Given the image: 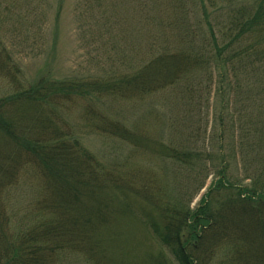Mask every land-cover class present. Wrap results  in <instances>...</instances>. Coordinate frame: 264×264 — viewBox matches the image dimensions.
<instances>
[{
    "label": "trees",
    "instance_id": "obj_1",
    "mask_svg": "<svg viewBox=\"0 0 264 264\" xmlns=\"http://www.w3.org/2000/svg\"><path fill=\"white\" fill-rule=\"evenodd\" d=\"M138 11L136 31H148L139 63L123 59L102 74L23 79L0 43V75L12 87L0 97V264H59L72 252L116 264L113 253L141 225L163 251L129 264H264V0H141ZM117 16H103L101 33L113 53L126 35ZM213 84L219 106L202 141ZM170 88L199 109L172 118L168 139L100 110ZM73 105L95 131L169 162V183L101 161L70 131L63 112ZM28 170L40 190L31 216L13 226L8 196Z\"/></svg>",
    "mask_w": 264,
    "mask_h": 264
},
{
    "label": "rangeland",
    "instance_id": "obj_2",
    "mask_svg": "<svg viewBox=\"0 0 264 264\" xmlns=\"http://www.w3.org/2000/svg\"><path fill=\"white\" fill-rule=\"evenodd\" d=\"M89 2H93L94 5L88 4ZM89 2L87 0H0V43L20 66V77L32 79L42 72H51L57 76L84 77L120 67L123 59V65L132 61L139 63L142 50L148 41V31L144 29L136 31L135 19L140 16L138 9L141 0H101L100 3L89 0ZM82 11L86 14V18ZM116 13H118L117 22L123 24L126 35L118 39V50L113 53L107 44V36L102 38L101 33L105 28L103 16H115ZM92 14L97 16V22L91 19ZM110 54L115 56L108 60ZM215 87L216 84H213L212 90L210 88L203 94L200 109L205 116L209 112V122L207 126L204 124L202 127V141L212 133L214 112L219 106ZM11 89L8 78L0 75V97L8 94ZM178 90V88H170L137 101L107 100L101 104L100 110L108 116L120 118L130 127L146 129L156 136L168 139L176 133L171 127L172 118L177 116L182 119L186 110L199 109L189 96L183 98ZM63 113L71 127L70 131L74 132L101 161L106 163L118 161L125 166V169H135L140 174L155 171L169 183V162L156 159L127 142L117 141L95 131L81 105H73ZM182 127L183 122L179 125V130ZM206 127H208L207 131H205ZM177 133L182 134L180 139L186 141L183 130ZM234 172L237 173L236 170ZM211 180L210 177L207 185ZM206 189L204 187L196 196L193 206L200 201ZM39 190V179L30 170L22 175L16 186L12 187L8 196V208L13 226L21 221L25 222L31 216ZM136 221L138 226L140 220ZM133 225L135 224L129 222L123 227L128 228ZM139 229L140 232H135L133 229L134 232L124 239L120 253H113L116 264H129L127 261L138 259L147 250L163 251L158 238L151 231L146 230L142 225ZM111 261L114 264L112 257ZM59 264L96 263L89 261L85 255L72 252L62 255Z\"/></svg>",
    "mask_w": 264,
    "mask_h": 264
}]
</instances>
